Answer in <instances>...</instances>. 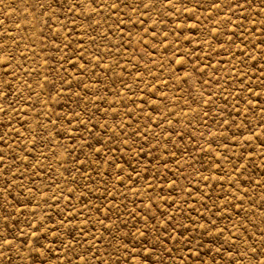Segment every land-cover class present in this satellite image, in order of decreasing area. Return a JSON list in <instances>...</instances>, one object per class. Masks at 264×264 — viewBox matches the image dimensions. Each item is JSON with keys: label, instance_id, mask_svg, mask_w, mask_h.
<instances>
[{"label": "rangeland", "instance_id": "1", "mask_svg": "<svg viewBox=\"0 0 264 264\" xmlns=\"http://www.w3.org/2000/svg\"><path fill=\"white\" fill-rule=\"evenodd\" d=\"M0 264H264V0H0Z\"/></svg>", "mask_w": 264, "mask_h": 264}, {"label": "snow or ice", "instance_id": "2", "mask_svg": "<svg viewBox=\"0 0 264 264\" xmlns=\"http://www.w3.org/2000/svg\"><path fill=\"white\" fill-rule=\"evenodd\" d=\"M215 6V5H214Z\"/></svg>", "mask_w": 264, "mask_h": 264}]
</instances>
